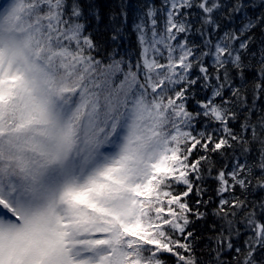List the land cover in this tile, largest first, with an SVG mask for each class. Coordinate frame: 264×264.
<instances>
[{"label": "snow or ice", "instance_id": "snow-or-ice-1", "mask_svg": "<svg viewBox=\"0 0 264 264\" xmlns=\"http://www.w3.org/2000/svg\"><path fill=\"white\" fill-rule=\"evenodd\" d=\"M244 8L221 0H165L160 15L149 8L136 25L141 53L132 65L97 59L99 46L84 34L78 5L69 14L66 0H0V264H168L166 254L176 264H202L188 226L190 215L204 213L186 198L194 189L201 194L195 181L209 157H191L234 144L245 155L258 144L259 160L250 166L237 158L231 171L216 176L215 214L223 224L213 238L212 264H226L225 251L236 253L235 264H262L264 220L245 212L248 237L236 246L235 217L247 205L224 194L237 185L247 189L254 167L264 174V115L251 119L259 95L248 107L233 88L246 110L235 132L229 125L237 112L222 93L231 85L229 68L243 79L252 40L243 37L264 23V13L239 33L212 39L218 14L231 17ZM194 15L202 45L189 40ZM118 35L116 29L112 39ZM207 58L218 86L193 113L189 91L200 78L205 86L213 78ZM195 67L201 76L194 79ZM259 77L257 93L264 92V48ZM200 116L217 122L224 135H194ZM257 181L264 188V175ZM260 208L264 215V202Z\"/></svg>", "mask_w": 264, "mask_h": 264}, {"label": "trees", "instance_id": "trees-1", "mask_svg": "<svg viewBox=\"0 0 264 264\" xmlns=\"http://www.w3.org/2000/svg\"><path fill=\"white\" fill-rule=\"evenodd\" d=\"M241 2L245 5L244 10L239 14L231 17L227 12L223 15L218 14L217 20L220 23V28L212 37L213 41L227 31L239 30L248 23L249 18L255 21V18L264 13V0H221L222 4L231 7L234 3ZM66 5L69 14H71L73 5H78L81 11L80 23L84 25V34L90 35L91 38L99 46V54L97 59H104L109 62L111 58L116 60L123 59L128 64L135 65L141 53V46L138 42V33L136 25L141 22L145 13L149 8L160 15V10L165 7V0H66ZM193 12L198 11L193 9ZM194 24L193 31L189 34V40L197 45H202L203 40L196 28L200 27L198 18L194 15L191 17ZM116 29H119L118 38L114 41L112 35ZM252 37L249 45L248 54L244 57V63L247 65L244 77L238 75L235 69L229 68L231 85H226L223 89L222 97L225 100L231 99L232 103L226 107L232 108L237 112L238 118L230 122V127L237 133L240 132L241 123H243L246 115L245 108L232 96V89L239 88L241 96L246 97L247 106L253 107L254 98L259 95V99L255 102V115L251 117L253 121L259 115H264V92L257 93L255 85L260 83L259 68H260V51L264 48V23H257L256 27L247 31L244 39ZM252 53L256 55L253 56ZM95 55V53H94ZM206 64L209 68L210 74L213 78L206 82L200 78L196 85L192 86L188 93L187 108L189 111L195 113L199 111L198 101H204L212 95L213 87L218 86L215 79V69L212 67V60L206 59ZM221 78H223V70H221ZM199 68L195 67L192 70V78L200 77ZM216 103H221V98H216ZM202 131L213 133L215 137L223 136L221 126L212 120L200 116L194 122V135ZM250 152L243 154L241 146L234 144L232 148H226L220 152H205L202 148L194 151L191 159H198L200 156H208L207 161L201 163V180H196L195 184L201 189V194L198 196L196 191L190 194L187 199L190 207L194 210L198 209L204 213V216L197 219L195 215H190L191 223L188 226V231L194 233L192 238L194 243V253L202 264H212L216 257L213 251L216 244L214 237L220 232L223 221L215 212L218 209L220 196L217 195L218 181L216 176L221 169L226 172L232 170V165L237 158L241 163L247 162L250 166L258 163L260 146L258 144H251ZM227 166V167H225ZM254 176L251 177V184L247 189H241L238 185L229 193H225V198L233 200L245 201L247 207L245 211H238L235 220L238 222L240 235L234 237V243L238 247L244 246V241L248 237V232L245 230L242 220L245 212L255 211L261 220H264V215L261 214L260 204L264 202V188L258 185L257 177L264 174L261 173L258 167L253 168ZM184 186L181 185L177 191H183ZM197 200L202 203L197 204ZM206 201L207 203H203ZM235 252L225 251L221 254V258L226 264H235L233 257ZM168 264H176L175 257L166 254L165 257ZM242 259V257H241ZM257 259L264 264V251H258Z\"/></svg>", "mask_w": 264, "mask_h": 264}]
</instances>
